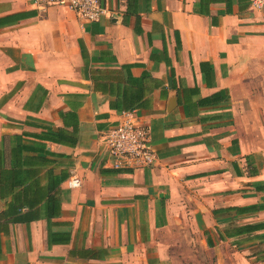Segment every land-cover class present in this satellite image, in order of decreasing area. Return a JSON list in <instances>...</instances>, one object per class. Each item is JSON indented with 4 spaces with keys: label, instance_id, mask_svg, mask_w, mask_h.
<instances>
[{
    "label": "crops",
    "instance_id": "crops-1",
    "mask_svg": "<svg viewBox=\"0 0 264 264\" xmlns=\"http://www.w3.org/2000/svg\"><path fill=\"white\" fill-rule=\"evenodd\" d=\"M105 7L0 0V264H264V6ZM130 108L156 161L116 171Z\"/></svg>",
    "mask_w": 264,
    "mask_h": 264
},
{
    "label": "built area",
    "instance_id": "built-area-1",
    "mask_svg": "<svg viewBox=\"0 0 264 264\" xmlns=\"http://www.w3.org/2000/svg\"><path fill=\"white\" fill-rule=\"evenodd\" d=\"M39 7L57 6L72 11L85 22L96 21L106 12L105 0H28ZM264 0H251V7L262 8ZM107 155L105 165L116 171H134L151 168L156 153L150 144L147 126L135 108L122 110L117 122L97 137ZM70 187H79L77 176L68 179Z\"/></svg>",
    "mask_w": 264,
    "mask_h": 264
},
{
    "label": "trees",
    "instance_id": "trees-1",
    "mask_svg": "<svg viewBox=\"0 0 264 264\" xmlns=\"http://www.w3.org/2000/svg\"><path fill=\"white\" fill-rule=\"evenodd\" d=\"M211 1H218V0H206L207 3L211 2ZM225 1H226V4H227V7H229L230 4H231V0H225ZM248 1L249 0H237L238 5H239V9H241V10L242 9H245V7H247V5H248ZM233 209L239 212L242 208H240V207H234ZM254 209H258V207H254ZM245 228L248 231H258V230H262V229H264V222L263 223H259V224H254V225L243 226L241 229L240 228H237L238 229L237 233H240Z\"/></svg>",
    "mask_w": 264,
    "mask_h": 264
}]
</instances>
